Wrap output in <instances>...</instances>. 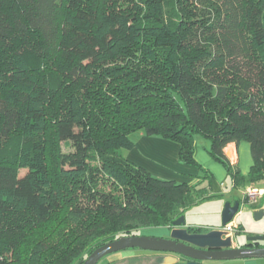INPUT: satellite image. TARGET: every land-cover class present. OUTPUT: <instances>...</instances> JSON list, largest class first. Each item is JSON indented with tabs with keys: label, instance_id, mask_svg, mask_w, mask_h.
<instances>
[{
	"label": "trees",
	"instance_id": "trees-1",
	"mask_svg": "<svg viewBox=\"0 0 264 264\" xmlns=\"http://www.w3.org/2000/svg\"><path fill=\"white\" fill-rule=\"evenodd\" d=\"M140 1L0 0V264H82L221 195L197 135L236 186L264 184V0ZM140 132L199 181L124 157ZM242 141L247 176L225 153Z\"/></svg>",
	"mask_w": 264,
	"mask_h": 264
},
{
	"label": "crops",
	"instance_id": "crops-1",
	"mask_svg": "<svg viewBox=\"0 0 264 264\" xmlns=\"http://www.w3.org/2000/svg\"><path fill=\"white\" fill-rule=\"evenodd\" d=\"M134 137L136 142L135 147L131 150H121L124 157L144 167L153 175L163 179L190 183L199 181V176L202 174L199 167L180 161L179 143L158 136H148L143 132L137 133ZM203 139L202 136H196L195 154L197 160L211 174V186L209 190L211 193L221 194L214 197L218 199L224 198L223 207H225L227 202H231L232 204L236 201L240 202V209L232 220L238 226L233 234L234 244L236 246H247V244L251 243L248 246H264V184L253 185L244 183L236 186L227 168L207 153ZM225 153L231 162L237 164L240 171L247 176L254 164L250 142H231L225 147ZM250 186H257L262 189V194L255 202H248L246 200L245 192ZM258 211H262V214L256 218L255 213ZM221 225L222 220L218 225H212V227L205 228L200 232L208 231ZM187 226L197 225L189 223ZM157 228L161 229L163 235L168 233V226ZM241 236L242 239L240 238L238 240ZM165 254L162 253L161 255L160 252L156 254L152 252L151 254L146 252L135 253L132 256L123 257L122 259H112L106 264H163ZM149 258L151 259V263L147 262ZM159 258L161 259L159 260ZM237 261L241 260L238 259ZM244 262L245 264H257L255 260H244ZM262 263L264 264V262Z\"/></svg>",
	"mask_w": 264,
	"mask_h": 264
},
{
	"label": "water",
	"instance_id": "water-1",
	"mask_svg": "<svg viewBox=\"0 0 264 264\" xmlns=\"http://www.w3.org/2000/svg\"><path fill=\"white\" fill-rule=\"evenodd\" d=\"M239 209L240 202H227L221 226L231 222ZM260 214L262 211L256 212L255 217ZM220 227L204 232L192 231L183 215L168 226V237L148 234L121 236L96 248L82 264H98L107 254L126 248L169 253L165 255L163 264H219L224 260L264 258V246H236L233 235L226 236L227 232Z\"/></svg>",
	"mask_w": 264,
	"mask_h": 264
},
{
	"label": "rangeland",
	"instance_id": "rangeland-1",
	"mask_svg": "<svg viewBox=\"0 0 264 264\" xmlns=\"http://www.w3.org/2000/svg\"><path fill=\"white\" fill-rule=\"evenodd\" d=\"M117 1V7H121L123 4L127 5H136L137 2L141 3L140 0H116ZM51 135V131L49 132V136ZM201 136V135H199ZM51 139H49V144L51 142ZM135 139V137H134ZM205 143V149L207 153H209V142L206 139H203ZM62 150L68 151L70 150L69 147L65 146L64 143H62ZM210 154V153H209ZM211 155V154H210ZM25 170H21L20 174H24ZM223 199L224 198H215V197H208L205 200H202L198 202L197 204L193 205L186 211V224L194 223V225H197V227H202V229L212 227V225H218V223H221L222 220V212H223ZM172 225V224H171ZM211 230V229H210ZM160 228H147L143 230V233L141 234H148V235H155V236H162L163 233H161ZM242 239V236L238 238V240ZM148 253L151 254L152 251L148 250H142L139 248H126L123 250H119L110 254H107L104 256L98 264H106L110 260H118L122 259L123 257H129L132 256L135 253ZM161 253V252H160ZM162 255V253H161ZM144 260V259H143ZM238 259H232V260H224L219 261V264H245L244 260H255L257 264H263L264 259L262 258H252V259H239L241 261H237ZM143 262V261H142ZM148 263H151V259L147 261ZM159 264V263H157ZM246 264H254V263H246Z\"/></svg>",
	"mask_w": 264,
	"mask_h": 264
},
{
	"label": "built area",
	"instance_id": "built-area-1",
	"mask_svg": "<svg viewBox=\"0 0 264 264\" xmlns=\"http://www.w3.org/2000/svg\"><path fill=\"white\" fill-rule=\"evenodd\" d=\"M246 200L248 202H255L258 197L262 194V189H260L257 186H250L249 188H247L246 192ZM237 225H235L232 221L229 222L228 224L221 226L220 229L224 230L225 232H227L226 236H230L233 235L235 230L237 229Z\"/></svg>",
	"mask_w": 264,
	"mask_h": 264
},
{
	"label": "flooded vegetation",
	"instance_id": "flooded-vegetation-1",
	"mask_svg": "<svg viewBox=\"0 0 264 264\" xmlns=\"http://www.w3.org/2000/svg\"><path fill=\"white\" fill-rule=\"evenodd\" d=\"M169 231V230H168ZM162 236H169V233H167V234H165V235H162ZM167 254H169V253H166L165 255H167Z\"/></svg>",
	"mask_w": 264,
	"mask_h": 264
}]
</instances>
